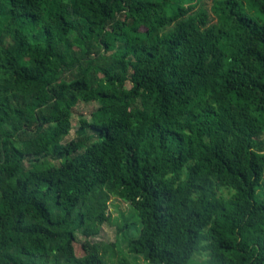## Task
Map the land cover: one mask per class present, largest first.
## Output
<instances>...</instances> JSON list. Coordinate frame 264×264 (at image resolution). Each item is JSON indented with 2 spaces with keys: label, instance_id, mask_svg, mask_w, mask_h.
<instances>
[{
  "label": "trees",
  "instance_id": "obj_1",
  "mask_svg": "<svg viewBox=\"0 0 264 264\" xmlns=\"http://www.w3.org/2000/svg\"><path fill=\"white\" fill-rule=\"evenodd\" d=\"M80 102H95L68 139ZM264 264V0H0V264Z\"/></svg>",
  "mask_w": 264,
  "mask_h": 264
},
{
  "label": "rangeland",
  "instance_id": "obj_2",
  "mask_svg": "<svg viewBox=\"0 0 264 264\" xmlns=\"http://www.w3.org/2000/svg\"><path fill=\"white\" fill-rule=\"evenodd\" d=\"M211 0H202V2H205L207 5V8L210 5ZM97 107V104L95 102L92 103H85L80 102L75 109L74 115H73V128L70 132V135L68 136V139H71L76 136L77 128L80 126V118L81 116L89 117L91 112ZM109 212L111 213V221L106 222L98 235L86 238L81 233L77 234L78 237V253L80 255H83L86 253L85 249L88 248V244L91 243H109L116 240L117 237H119L118 241L121 242V248L123 251L135 261L136 264H147L140 256L133 257L131 254H129L127 247L123 240H127L133 236L136 235L135 228L139 226V223L136 221V223L132 222L130 225L124 230V233L117 234V222L120 220V214H128L130 212L128 203L124 202L120 198L117 197H111L110 203H109ZM203 257L196 256L194 257V263L200 264L203 261ZM190 264H193L192 262Z\"/></svg>",
  "mask_w": 264,
  "mask_h": 264
}]
</instances>
